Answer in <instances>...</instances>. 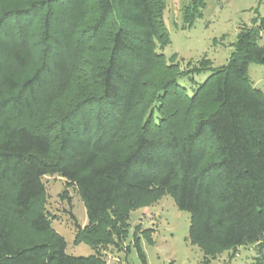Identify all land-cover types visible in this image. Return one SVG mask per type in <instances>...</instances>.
Here are the masks:
<instances>
[{"label":"trees","instance_id":"trees-1","mask_svg":"<svg viewBox=\"0 0 264 264\" xmlns=\"http://www.w3.org/2000/svg\"><path fill=\"white\" fill-rule=\"evenodd\" d=\"M205 8L191 0L184 26ZM166 11V0H0V264H107L67 254L48 176L84 203L77 243L124 242L131 213L169 195L205 255L255 246L264 264V92L249 76L264 64V17L241 28L226 65L183 70L162 53Z\"/></svg>","mask_w":264,"mask_h":264},{"label":"rangeland","instance_id":"rangeland-1","mask_svg":"<svg viewBox=\"0 0 264 264\" xmlns=\"http://www.w3.org/2000/svg\"><path fill=\"white\" fill-rule=\"evenodd\" d=\"M191 0H166L165 22L171 44L162 53L170 64L197 65L203 59L214 69L227 64L242 27L252 25L256 17H264V0H205L203 16L192 27L184 26V8ZM264 46V39L260 42ZM253 86L264 92V64L249 66ZM207 75L198 77L203 82ZM47 188V209L53 228L68 245L66 252L75 257L98 254L107 264H255L258 249L241 247L215 256L205 255L190 240L191 216L180 210L175 200L166 195L149 207L131 213L125 241L93 249L84 242L77 243L79 228L84 230L88 217L83 201L73 186L59 176L44 179ZM140 232L136 242L137 229ZM151 232V238L145 232ZM145 233V234H144ZM137 243V244H136ZM138 245V246H137ZM141 248L145 260L139 252ZM264 253V252H263Z\"/></svg>","mask_w":264,"mask_h":264}]
</instances>
